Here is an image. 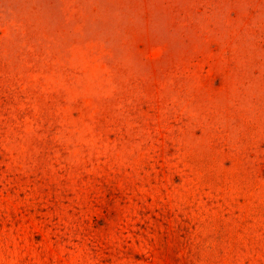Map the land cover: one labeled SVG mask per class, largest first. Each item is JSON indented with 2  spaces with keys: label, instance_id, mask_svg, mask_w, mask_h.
<instances>
[{
  "label": "rangeland",
  "instance_id": "374dc122",
  "mask_svg": "<svg viewBox=\"0 0 264 264\" xmlns=\"http://www.w3.org/2000/svg\"><path fill=\"white\" fill-rule=\"evenodd\" d=\"M0 264H264V0H0Z\"/></svg>",
  "mask_w": 264,
  "mask_h": 264
}]
</instances>
